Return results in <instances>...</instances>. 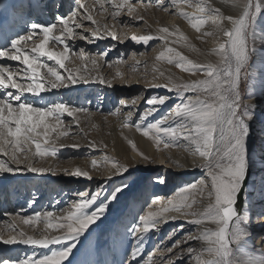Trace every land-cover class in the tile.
Masks as SVG:
<instances>
[{"label":"snow or ice","instance_id":"1","mask_svg":"<svg viewBox=\"0 0 264 264\" xmlns=\"http://www.w3.org/2000/svg\"><path fill=\"white\" fill-rule=\"evenodd\" d=\"M25 6L28 8H40L38 0H24ZM100 5L103 12H109L113 21L121 16L122 10L127 9V14L133 16L137 10V6L129 3V0H95ZM183 3L190 5V0H183ZM232 8H239L240 14L223 15L219 7L212 3L204 5H196L199 12L207 11L213 17V23H216V18L223 21L226 20L230 29L222 31L225 38L223 43L219 44L215 54L219 56L216 64H193L187 60L185 56L178 51L168 47L169 44H177L186 40V37L179 36L178 39H172L176 33L170 32L167 27L159 28L158 36L140 35L132 36V40L139 44L143 42L147 45L154 39L163 41L165 50L160 52L156 57L157 60L168 57L167 63L173 64L177 68L189 71L194 74L202 73L205 77L203 80L195 81L191 84L180 85L179 87L172 84L169 79L166 85L167 90L183 91L184 93H194L195 95L184 97V103L177 106L174 110H170L166 115L155 124L147 128H141L139 124L135 125V129L143 137L154 140L157 148L161 145V134L165 137H179L182 144H170L163 142L164 149L179 148L188 152L193 157L194 163L199 160L198 167L206 173L207 179H201L190 186L179 191L172 199H169L167 205L162 206L157 211L151 210V205H157L159 198L154 199L152 204L142 217L141 224L137 226L135 233L149 232L150 228L154 229L153 223L158 218L164 221L177 219L182 217L187 222L194 225H201L205 221L208 223L223 224L228 222V227L232 229L234 238L240 237V224L235 211V201L239 195V190L242 187L243 180L246 176V147L245 139L248 133L246 127L247 121L251 119L250 115H246L244 110H241V97L238 92V81L241 78V65L247 60L249 48L245 41V32L250 16L255 11L259 10L258 5H252L250 0H231ZM105 4L110 5L105 8ZM172 5L178 7L177 0H172ZM147 7V4H143ZM163 10L167 8L163 3L159 5ZM80 9H84L80 12ZM93 9L76 0V7L66 17H57V23L53 24H36L29 26V31L11 42L9 49L0 50V58L8 61L18 62V69L14 70L6 64H0V90L12 89L14 91L5 92L0 96V155L8 157V160L0 159V174L10 173H34L44 174L50 172L56 175L54 169H45L43 167H35L32 160L35 157L54 156L56 149L53 147L51 151L42 148L41 141L44 145L54 143L50 138L55 133V140L62 136L68 135V128L62 127L65 121L62 119L64 114L69 117H74L78 112L88 113L87 109L71 108L63 103H56L47 109L33 107L29 103L20 102V97L24 94L31 96H39L42 93L49 92L53 89L68 87L75 84H87L89 82H97L95 76L86 75L84 70H67L65 62L68 60L72 51L68 41L73 40L78 34L75 29L85 28L81 22L89 21L92 25H96L90 29L92 36L103 39L105 35L116 40L117 34L109 31L105 25L103 31L97 24L92 14ZM178 15L189 20L191 27L197 32H201V27L205 24V20L198 19L192 22L188 15L184 12H179ZM138 22L142 19L139 16H133ZM59 34H56V33ZM213 32H204L203 36H213ZM80 40L89 39L84 35H78ZM123 40H121V43ZM188 46V45H185ZM62 48V50H59ZM79 57L83 60L84 52H80ZM43 58H46L43 59ZM102 59V57H101ZM47 61L53 62L52 65ZM91 63L95 69L97 59L91 58ZM60 70H65L66 75H63ZM20 77L18 80L17 77ZM163 77V73H161ZM100 84H105L111 87V81H105L103 78L98 80ZM136 99L131 100V105H135ZM165 98H153L147 103L149 105L163 104ZM122 104L126 103L121 101ZM155 109L147 110L142 119L152 114ZM120 112L116 109L115 115ZM133 115L131 111L124 114V127H129L128 120ZM182 120L183 123L179 127H160L168 121ZM74 122L79 125V120L74 119ZM129 144L132 142L129 140ZM33 147L35 149L33 153ZM78 147V146H73ZM93 149L96 148L92 144ZM132 150H136V146L132 144ZM146 159V158H145ZM11 165H16L12 167ZM23 165V167H21ZM112 175L123 174L128 166L121 164L115 160L111 162ZM91 167L97 168V160H91ZM64 175L74 177H84L91 179L89 171L76 168L69 173L64 172ZM99 194H94L90 198L86 193L79 194L83 197L81 202H73L72 206L67 209V214L58 212L55 216L53 211H43L33 213L27 217H22L24 225L35 226L38 222L43 223L45 229L57 230L61 234L47 236L45 238H34L26 236L23 231L18 234H12L9 238L0 236V243L4 245L23 244L38 248H46L50 245H58L68 243L62 251H53L38 260H22L18 264H64L73 247L72 241L82 234L90 225L95 223L105 212V207L100 206L95 208L90 214H85V210L94 204ZM205 195L212 201L208 204L203 213L189 211L192 209L195 200L189 202V197ZM174 214V215H173ZM11 215V213H9ZM189 217H197L188 219ZM51 218V219H50ZM53 220L55 222H53ZM142 225V228H141ZM13 233H16V226L9 225ZM219 233L203 232L195 237L190 235L186 240L199 241L206 244H215L216 237ZM171 251V250H170ZM196 249H190L189 254L195 255ZM212 255L214 249L201 248V255ZM153 257L150 255L145 261V264H152ZM0 264H13L7 259H0ZM168 264H172L171 261ZM195 264H215V261H203L197 257Z\"/></svg>","mask_w":264,"mask_h":264},{"label":"rangeland","instance_id":"2","mask_svg":"<svg viewBox=\"0 0 264 264\" xmlns=\"http://www.w3.org/2000/svg\"><path fill=\"white\" fill-rule=\"evenodd\" d=\"M72 1L74 4H76V0ZM114 2H118V0H114ZM152 2V4H154V2H160V0H153ZM250 2L253 6L258 5L260 7V3H262L263 0H250ZM58 3L59 1H56L50 11L44 12V17L49 21L45 24L57 23L59 27L57 22L58 16L55 15V13L58 11ZM82 3L90 6L93 9L92 14L94 19L97 21V24L101 27L102 31L106 25L109 31H113L117 34L118 38L114 40L112 44L108 43V45H106L104 44V40L107 39V35L104 36L103 40L99 41V39L92 36L90 31V29L96 27V25H92L86 20L81 21L85 27L89 29V31H85V28H74V31L78 35L89 37L90 40H80L77 35L73 38V40L68 41L72 51L70 52L68 60L65 62L67 70L77 72V70L87 69L85 72L86 75L95 76L97 80L103 78L105 81H111V85L117 88L119 91H127L130 88L128 85L131 84L132 76L135 74V72H139L137 68H134L138 59H146V63L143 66L144 71L141 72V76L144 75L143 80H146V84L151 82L150 84L154 86L156 82L162 79L166 80L167 70H172L173 72L176 71L183 75V69L177 68L175 63L171 65L167 63L168 57L162 60L152 58L155 50L159 49L160 47L162 49L161 51L164 50L165 46L162 40L157 41L159 39H154L150 41V47L144 46L145 48L140 49L135 47V44L137 43L132 40V36L150 35V29H154L155 24H157L156 20H158V14L155 15V11L153 8H151L150 0H129V3L137 6V10L133 16H139V13H142V19L137 25L127 22V20L132 22V19H134L133 16H129L127 14V9H123L121 16L117 17L116 20L113 21L110 13V16H107L106 18L103 14H101L103 10L100 9V5L96 3L95 0H82ZM177 3L179 4L180 2ZM143 4H147L148 6L145 8L142 6ZM191 4V2L189 5L183 3L182 1V7L190 8ZM83 11L84 9H82L81 12ZM255 13H257V11H255L253 7V14L249 18L247 29L244 34L246 44L249 48L248 58L241 65V78L238 81V92L241 97V110H244L246 115L251 116V119L248 120L246 124L248 129L245 139L246 161H248V159L251 157H258L260 161H264V146H262V139H260V137L262 138L264 136V123H261L263 118L262 113L264 112V79L261 80L260 78H256L252 75V69L255 66L256 60L255 54H253V39L251 38L253 16ZM178 16L179 17H177L176 20L181 19V16ZM45 18L41 19L39 17V20L37 19L34 23L42 21ZM210 28L216 30L219 35L222 34V31H220L221 29H230H224L219 24L216 26L212 24ZM56 34L59 33L57 32ZM218 39L219 38L210 39L209 37H203V39L198 41V44L200 48L202 47V50L215 49L216 46L219 47L220 40H222L221 38L219 40ZM121 40H123L122 43ZM131 43L132 45L130 46ZM167 46H170V44ZM59 50H62V48ZM81 51L85 53L83 60L78 55ZM91 58L97 59V65L95 69L92 66ZM6 62V65H8L9 62L13 64L12 61L7 60ZM214 62L216 64L218 60ZM47 63L50 65L53 64L51 61H47ZM15 64L19 67L18 63L15 62ZM139 66L142 67V64ZM60 71L63 75H66L65 70ZM161 73H163V77H161ZM185 74L186 76L188 75L192 78H196V81L205 79L202 73L194 74L188 71V73ZM17 79L19 80L20 77L18 76ZM257 79L261 81L258 82ZM96 84L100 83L98 81L87 84L81 83L70 85L64 88L53 89L49 92L39 95H43V99L49 98L45 101L41 100L39 105L38 99H36L35 101L37 102L34 103L29 101L27 102L33 107L42 109H47L56 103H63L71 108L90 110L88 113H76L75 118L64 114L62 119L65 121V125L62 127L68 128V135L62 136L58 140H55L56 134L54 133L50 138V140H54V143L50 142L48 145H44L41 141L43 149L51 151V149L55 147L56 154L54 156L50 155L43 158L35 157L32 160V163L35 167L54 169L56 171V175H52L50 172H46L44 174H34L30 172L24 173L30 174L28 176H14L10 173L0 174V188L6 189V196H1V198L5 201L0 204L4 205L2 210L9 209V212H7V218L1 221L2 229L4 230V238H9L10 235L13 234L12 229L9 226L11 224H14L17 228L21 229L25 233L31 232L35 234V236L40 235L41 238L60 235L61 233L57 230H46L44 224L40 222H38L35 226L24 225L22 222V217L32 215L34 212L38 213L43 211H53V209L56 208V205L61 206L58 211L55 210L53 212L54 216L58 212L67 214V209L72 206L73 202L78 203L82 201L83 197H80L79 194L86 193L89 198L94 194H99L94 204L85 210V214H90L95 208L100 206L105 207V212L98 219V225H90L83 232L85 233L83 238L78 236L75 239L79 240H74L71 242L73 247L64 264H97V240L100 238V234H102L101 236H106L108 230H114L117 225L126 230L128 239H132L130 241H132L133 249L136 238H140L138 234L140 232L135 233L134 229L141 224L140 217H142L149 210V207L152 203L151 193L153 192L154 187L152 185L153 180L157 176L163 177V174L165 173V169L162 168L159 170L154 167V163L155 165L157 163V161L154 159L159 157L157 156L159 155V151L166 150L163 148V142L161 143L160 147L157 148V150H154L156 156L155 158H149V156L146 154L148 157L147 167L141 165L138 167L139 171L128 170L130 167H132V163L127 160L124 162V159L119 160V157H117L119 144L120 141H122L120 138L122 136H127L128 134L121 132L120 129L118 130V123L120 121H118V117L116 119V114L112 115L111 113H114L118 108L120 109L122 99L125 102L131 101L132 99L137 100L136 104L134 105L135 109L131 110L133 115L128 120L129 127H127V132L129 131L130 135H133L136 153L142 155L143 157L145 154H142L141 152L144 151L141 138H148L143 137L139 132H137L135 125L139 124L141 128H147L152 124L158 123L166 115V113H168L170 110H174L183 102L182 100L184 97H186V94H184L183 91H175L174 93H167L166 91L150 92L143 96L141 90H137L130 95L114 94L111 96L110 93L104 94L102 92L104 88L102 87L94 89ZM104 85H107V83ZM256 94L262 95L260 96L261 103L258 104V106L255 105L253 101V99L257 97ZM178 95H180L179 97L182 99H179ZM153 98H165V102L163 104L149 105L147 101ZM149 109H155V111L142 119V115ZM74 119L79 120L78 126L74 122ZM181 122L182 121L177 119L165 122L164 124H166L165 127H173V124H179ZM115 128H117V130H115ZM148 140L150 141V139ZM92 144L96 145L95 149L91 147ZM79 150H82L85 153L82 154V156H77L81 155L76 154V152ZM34 151L35 149L33 147V153ZM0 156L2 159L4 158L6 161L8 160L7 156ZM122 156L123 155H120L121 158H123ZM146 156L144 157L147 158ZM75 159L83 160L84 165H86V167L89 166V168H91L92 159L97 160L98 167L104 166L106 163H108V161L110 162L115 160L121 164L124 163V165L128 166V169L123 174H118L114 177L108 178L103 185L96 189L92 186H89L90 183H84L85 179L83 178L64 175L65 171H68L69 173L72 172L73 160ZM11 166L16 167V165ZM21 167H23V165H21ZM90 172L92 176L101 175L99 169H96V171L95 169H92ZM246 172H248V182L243 193V203H245V201L247 202L248 209L252 216L246 223H242L240 225L247 233V235L245 234V240L247 242H256V240L259 239L258 243L256 242L255 244V246L257 245L256 250L264 252V230L259 232L255 227H253V222L256 218V212L254 211L256 203L255 189L257 190L259 180L264 178V166L260 168V172L255 176L252 182H249L250 173L247 169ZM191 174L196 176L195 179H207L205 171H203L201 168H198L194 171H188L183 174L181 173L183 176H188ZM18 180H22V182L20 184L14 182ZM135 180H139V186L138 184L136 185L138 186V189H136L135 195L131 199L135 206L133 208L130 206L129 208L124 209L123 213L117 219L116 214L118 208L120 207L117 204V200L118 198L126 195L127 189H124L125 185L133 183ZM88 181L89 180L85 182ZM10 182L12 183L8 187L7 185ZM250 185L252 186L249 190L250 195L248 197L246 196L245 198V191ZM21 186H23V188H21ZM173 186L174 187L172 191L168 194V199H172V197L175 196L177 191L181 188L180 183H175ZM202 199L200 202L195 201L196 205L194 204L192 207V209H195L196 212L203 213L209 204L208 201H205V197ZM211 202L212 201L210 200V203ZM152 206L153 205H151V208ZM263 210L264 204L262 205L261 212ZM261 212L258 214V218L261 217ZM9 213H11V215H9ZM240 216L241 214L238 217ZM261 219L264 220V215H262ZM53 222L55 221L53 220ZM209 224L215 225L216 223ZM200 226H192V228L188 229L189 231L187 230L183 231V233L181 232L182 234L177 238L176 235H174V229L165 231L163 233H158L160 232V229L154 230L149 247L146 250L147 253L153 255L152 264H168L169 261L173 262L172 260L175 259L177 255L175 251L179 246L178 243L182 242L185 237L190 235L195 237L203 233L204 229L201 228L203 226ZM262 228H264V222L262 224ZM214 231L219 233V235L216 237L215 244H210V246H208V248L214 249V254L201 255L202 246H188L189 248L186 247V250L196 249V252L195 255L190 256L189 251H186L188 252V258H186L184 264H187L188 262L195 264L197 257H200L203 261H215V264H239L235 250L238 240L233 237L232 229L228 227V222L225 221L222 225L217 224ZM66 247H68V244L63 243V245L60 244L54 247H47L33 255L35 256V260H38L50 255L53 251H62ZM167 254L172 255L167 257ZM31 255L32 254L30 253L20 252L16 257L9 255V257H4V259L13 262V264H18V262L22 260H31L33 258ZM129 256L130 254L128 257ZM209 257L212 260L208 259ZM127 263L135 264V262H132L131 260L125 262V264Z\"/></svg>","mask_w":264,"mask_h":264},{"label":"bare ground","instance_id":"3","mask_svg":"<svg viewBox=\"0 0 264 264\" xmlns=\"http://www.w3.org/2000/svg\"><path fill=\"white\" fill-rule=\"evenodd\" d=\"M56 1H59L57 5L58 11L55 13L56 16L66 17L76 7V4H74L72 0H38L39 4L43 5V7H40L38 9L26 7L24 0H0V50L9 49L11 46V42L14 39H17L23 36V34L26 35L29 31V26L33 24L37 19L39 20V17L41 19L45 18L44 12L50 11ZM152 1L153 0H150L151 8H153V10L155 11V15L158 14L157 16L158 20H156L157 24H155V28L150 29V35L158 36L159 28L167 27L170 30V32L176 33V35L173 36L172 39H178L179 36L186 37L185 41H182L177 44H170V46L168 47H171L175 51H178L181 55L185 56V58L191 61L193 64H201V65H206L210 63L215 64L214 61L219 60V56L215 54L216 50L218 49V46H216V48L214 47L215 49L202 50L201 49L202 47L200 48L198 41L200 39H203V37H209L210 39H216V38L220 39L221 38L222 40H220V43H223L225 40L223 35L222 34L219 35V33L216 30L210 27L212 24H214V26L219 24L221 27L225 29V28H230L231 25H229L226 20L221 21L219 20V18L218 19L216 18V23H213V17H211L207 11L199 12L196 5H204L207 3H212L214 6L220 8L221 13L223 15H228V14L239 15L240 9L239 8L233 9L231 0H190V2L192 3L190 8L182 7L183 0H179V1L177 0V2H180L178 4L179 5L178 7L170 4L172 3V0H160V2H154V4H152L153 3ZM81 3H82V0H81ZM161 3H163V6L167 8V11L159 7ZM109 6L110 5L105 4V8H108ZM259 8L260 9L253 16L252 33H251V38L253 39V44H252L253 54H255V58H256L255 66L252 69V75L262 80L264 79V0L262 3H260ZM81 11L82 9H80V12ZM179 12L186 13L192 22H196V20L198 19L205 20V24L201 27V32L197 33L191 27L189 20L184 19V17L182 16H181V19L176 20L177 17H179L178 16ZM139 14H140L139 16L142 17V13H139ZM172 14H173V17H172ZM103 15L105 16V18L107 16L108 17L110 16L109 12H103ZM48 22H49L48 19L45 18L42 21L36 22V24H45ZM127 22L132 23L133 25H137L139 23L136 19H132V22L130 20H127ZM73 27L75 28L74 25ZM204 32H213L215 34L213 36L201 35ZM106 38L109 40H107ZM106 38H105L106 40H104V44L108 45V43L112 44V42H114V40L111 37L106 36ZM101 40L103 39H99V41ZM157 41H161V40L159 39ZM131 45L132 43L130 44V46ZM185 45H188V46H185ZM144 46L150 47L151 45L149 43L147 45H144L143 43L135 44V47L139 49L145 48ZM161 50H162L161 47L155 50V52L152 55V58L156 59V57L160 54V52H162ZM43 59H46V58H43ZM6 61H7L6 59L0 58V64H6L7 63ZM12 62L13 64H11L10 62L8 64L10 68H13L16 70L19 67H22V66H19V67L16 66L14 61ZM145 63H146L145 58L138 59L137 62L135 63L134 68H137L139 72H135V74L132 76L131 84L128 85L130 88L127 91L125 90L119 91L117 90V88L113 86L109 87L108 85H104V84L103 85L96 84L94 89H97L98 87L100 88L102 87L104 88L102 92L104 94L110 93L111 96H113L114 94L130 95L137 90H141L142 95L144 96L150 92H159V91H166L167 93H171V92L174 93L176 91L175 89L173 91H169L167 90L166 86L157 87V85H166V82L169 79L172 81V84L177 87H179L180 85H184V84H191L197 80L196 78H192L191 76H188V75L186 76L185 73H188V71L183 70V75H181L179 72H176V71L173 72L172 70H167L166 80L159 79L160 81L156 82L154 86H152L150 84L151 82L148 81L149 84H146V80L145 81L143 80L144 75L141 76L142 74L141 72L144 71L143 66ZM140 64H142L143 68L139 66ZM258 67H259V70H258ZM261 80L257 79L258 82H260ZM89 83H93V82H89ZM10 91H14V90L12 89L0 90V96L4 95L5 92H10ZM184 94H186V96L195 95L194 93H191V92L184 93ZM179 96L180 95H178V98L182 99ZM256 96L257 97H255L253 101H254V104L258 106V104L261 103L260 96L262 95L256 94ZM36 99H38V105H39V102L41 100L45 101V100H48L49 98L43 99V95L42 96H31L30 94L26 93L20 97V102L27 103L29 101V102L34 103V102H37L35 101ZM122 101L124 100L122 99ZM182 101L183 102L181 104L184 103V99ZM133 109H135L134 105H131V101H128L120 105V112L116 114V119L118 117V121H120L118 123V130L120 129L121 132L128 134L127 136H122V137L120 136L121 138L119 137L122 141H120V144H119L117 157H119V160L124 159V162H126L127 160L132 163V167H130V169L128 170L139 171L138 167H140L141 165L144 167H147L148 165L147 164L148 157L146 156V154L149 156V158L156 157L154 150H157V146L155 145L154 141L152 140L149 141L148 139L141 138V143L143 145V150H144L141 152L142 154L143 153L145 154L144 156L147 157L146 159L144 156L142 157V155L137 154L136 151L132 150V144H134V139H133V135L131 136L129 131L127 132L128 128L124 127V114H126L127 112ZM262 115H263V118H262L261 123H264V112L262 113ZM182 123L183 121L179 124H173L172 126L179 127ZM165 126L166 124L160 125V127H165ZM115 130H117V128H115ZM260 139H262V146H264V136L262 138L260 137ZM129 140L132 142V144H129ZM161 141L170 143V144H177V145L182 144L179 137L169 138V137L163 136L162 134H161ZM84 153L85 152H83L82 150H79L76 152V154H81L77 156H82V154ZM158 154L159 155L157 156L159 157L154 159L155 161H157L156 165L154 163V167H156L159 170L162 168L165 169V173L163 174L164 175L163 177L157 176L153 180L152 185L154 187H153V192L151 193L152 202L154 199L159 198V203L157 205L152 206L151 208L152 211H157L162 206L167 205V202L169 200L168 194L172 191L174 187L173 184L175 183L181 184V188L177 191L178 193L179 191L183 190L185 187L190 186L193 183L198 182L199 180L202 179V178H196L198 179L196 180L195 179L196 176L194 174H191L188 176L181 175V173L183 174L188 171H194L199 168L198 167L199 160L197 159L196 162L194 163L193 157L191 156L190 153L185 152L179 148H170V149H166L165 151H159ZM120 155H123L122 156L123 158H121ZM0 159H2L1 156H0ZM3 160L5 159L3 158ZM112 161L110 162L108 161V163H106L104 166H100V167L97 166L96 169L100 170L101 175L92 176L90 171L93 168L92 167L89 168V166L86 167V165H84L83 160H79V159L73 160L72 171H74L76 168L89 171L92 177L91 179H87L84 177H80V178L85 179V181L89 180L88 182L84 181V183H90L89 186H92L93 188L98 189V187L103 185L107 181L108 178L115 176V175H112V171H113L112 166H111ZM263 166H264V161H260L258 157L256 158L251 157L248 159V161H246V169L250 173L249 182H252L254 180L255 176L258 175V173L260 172V168ZM23 175L28 176L30 174L17 173L14 176H23ZM138 181L139 180H135L133 183L125 185L124 189L125 190L127 189L126 195L121 198H118L117 200V204L120 206L116 214L117 219L123 213L124 209L129 208L130 206H132L133 208L135 206L131 199L135 195L136 189H138V186H139ZM14 182H16L17 184H20L22 180H18ZM11 183L12 182H10L7 186L9 187ZM137 184L138 186H136ZM251 187H252L251 185L247 187L245 191V198L246 196L248 197L250 195L249 190ZM21 188H23V186H21ZM5 190H6L5 188L3 189L0 188V203L5 201L1 198L2 195L6 196ZM255 193H256V203H255L254 211L256 212V218H255V221L253 222V227H255L257 231L262 232L264 230V228H262V224L264 220L261 219L262 215H264V210L261 212L262 205L264 204V178L259 180V184L257 186V190L255 189ZM7 194H8V191H7ZM204 197L206 199L205 201L206 202L208 201L210 203V199L206 195ZM204 197H200L199 195H196L194 197L190 196L189 202H192L193 199L195 201L200 202L201 199ZM3 206L4 205L0 204V236L4 235V230L2 229L1 221L7 218V212H9V209L2 210ZM60 206L56 205V208L53 209V212L55 210L58 211ZM189 211L196 212L195 209L194 210L190 209ZM260 212H261V217L258 218V214ZM196 213L199 214V212H196ZM251 216L252 214H250L247 202L245 201V203H243V209H242L241 216L238 217V220L242 221V223H246L250 219ZM253 216H254V213H253ZM194 218H197V217H189L188 219H194ZM153 223L155 224L154 229L150 228L149 232L147 233H143L142 231L138 233L140 238L138 239L136 238L135 243L133 245V249H132V241H130L132 239L131 238L128 239L126 230L122 229L118 225L114 230L112 231L108 230L106 236H101L102 234H100V238L98 237L99 239L97 240V249H98L97 264H125L126 261H130V260L132 262H135V264H145V261L148 259L150 255L153 257V255L147 253L146 250L149 247V243L151 241L152 233L154 232V230L160 229V232L158 233H163L165 231H170L174 229L175 230L174 235H176V238H177L183 233V231H187L188 229L192 228V226H196L192 223L187 222L186 219L182 217H178L177 219H171L168 221H164V220L160 221V219L158 218ZM93 224L94 226L98 225L99 220H97ZM216 225L217 223L215 225L213 224L211 225L205 221L204 223L201 224V226L203 227H201L200 225L199 226L202 229H204V232L216 233V231H214L216 228ZM21 231H22L21 229L16 227V233H13V234H18ZM240 233H241L240 237L235 238L236 240H238V242L236 243L235 250L237 253V261H239V264H264V252L262 251L260 252L256 250L257 245L255 246L256 242L258 243L259 239H257L256 242H252V241L247 242L245 240V234L247 235V233L241 227V225H240ZM84 234L85 233H82L79 236L83 238ZM25 235L26 236L30 235V236H33L34 238H41L40 235L35 236V234L31 232L25 233ZM186 238L187 237H185V239L182 242L178 243L179 246L177 250L175 251L177 255H176V258L172 260L173 261L172 264H184L185 263L186 258H188L187 256L188 252H186V251H189L188 249L186 250V247L188 246H193V247L202 246L204 248H208V246H210V244L206 245L205 243H202L199 241L186 240ZM74 240L76 241L79 239H74ZM54 246L56 245H50L49 247H54ZM43 249L45 248H38V247L27 246L23 244L4 245L0 243V259H4V257H9V255H12V257H16L18 253L24 252V253L32 254L31 255L33 256L32 259L35 260V256H34L35 253ZM129 254L130 256L128 257ZM170 255L172 254H167V257H169ZM208 259H211V258L209 257ZM187 264H192V263L188 262Z\"/></svg>","mask_w":264,"mask_h":264},{"label":"water","instance_id":"4","mask_svg":"<svg viewBox=\"0 0 264 264\" xmlns=\"http://www.w3.org/2000/svg\"><path fill=\"white\" fill-rule=\"evenodd\" d=\"M247 182H248V172H246V176L243 180L242 187L239 190V195L237 196L236 201H235V211H236L237 217L241 214V211H242L243 193H244V189L247 185Z\"/></svg>","mask_w":264,"mask_h":264}]
</instances>
